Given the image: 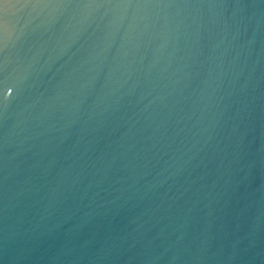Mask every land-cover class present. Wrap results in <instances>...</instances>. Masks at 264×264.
Masks as SVG:
<instances>
[{"label": "water", "instance_id": "water-1", "mask_svg": "<svg viewBox=\"0 0 264 264\" xmlns=\"http://www.w3.org/2000/svg\"><path fill=\"white\" fill-rule=\"evenodd\" d=\"M0 264H264V0H0Z\"/></svg>", "mask_w": 264, "mask_h": 264}]
</instances>
